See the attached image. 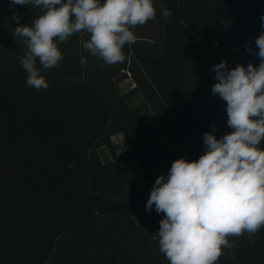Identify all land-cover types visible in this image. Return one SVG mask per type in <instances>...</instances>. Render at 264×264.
I'll return each instance as SVG.
<instances>
[{
	"label": "trees",
	"instance_id": "trees-1",
	"mask_svg": "<svg viewBox=\"0 0 264 264\" xmlns=\"http://www.w3.org/2000/svg\"><path fill=\"white\" fill-rule=\"evenodd\" d=\"M160 1L172 12L160 54L137 45L132 62L107 74L93 62L82 68L76 53L42 70L49 87L37 91L26 85L21 63L5 62L0 49V264H169L157 238L163 214L146 211L142 183H154L156 171L167 174L180 157L198 160L212 125L217 139L232 131L226 102L211 94L210 69L222 59L230 69L259 65L246 45L258 52L264 0ZM187 38L203 51L195 81L181 65ZM128 76L135 87L123 93ZM138 94L143 102L130 106ZM147 109L153 125L143 117ZM161 134L170 147L160 145ZM117 135L126 150L114 144ZM258 147L264 150V140ZM134 162L139 178L129 169ZM228 239L234 247L216 264H264V226L251 240L247 232Z\"/></svg>",
	"mask_w": 264,
	"mask_h": 264
},
{
	"label": "clouds",
	"instance_id": "clouds-1",
	"mask_svg": "<svg viewBox=\"0 0 264 264\" xmlns=\"http://www.w3.org/2000/svg\"><path fill=\"white\" fill-rule=\"evenodd\" d=\"M29 4L42 14L31 24L19 25L21 16L13 11L19 25L14 38L26 49L20 61L26 85L39 91L49 87L41 71L59 66L64 56L58 47L73 34H88L80 45L105 66L123 63V49L137 40L133 29L156 17L153 0H10V7ZM161 14L171 16L161 5ZM264 29V15L260 17ZM255 51L260 63L228 67L222 59L214 64L216 83L211 94L226 102L227 126L232 129L219 139L211 131L203 134L205 152L198 160L180 157L167 174L152 186L146 211L163 214L157 232L159 250L169 264H216L232 249L229 237L245 232L249 239L264 226V31L256 37ZM82 68L87 57L81 56ZM39 64V66H37Z\"/></svg>",
	"mask_w": 264,
	"mask_h": 264
},
{
	"label": "rangeland",
	"instance_id": "rangeland-1",
	"mask_svg": "<svg viewBox=\"0 0 264 264\" xmlns=\"http://www.w3.org/2000/svg\"><path fill=\"white\" fill-rule=\"evenodd\" d=\"M10 0H0V12H4L0 19V49L2 54H4V61L5 62H20L25 49L26 45L19 39L14 38V29L19 25L24 24H31L33 18L38 17L42 14L41 8L35 7L31 4L28 6H23L20 10L21 19L19 21V25L12 19L13 8L9 7L8 4ZM153 5L157 10L156 17L153 20L148 21L144 25H137L135 29H133L134 34L137 36L136 42L131 46H125L123 49L126 59L124 62H132V57L134 58V50L133 48L139 45L140 47L149 50V52L154 54H160L161 51V43L163 40V25L165 23L166 17L161 14V1L160 0H153ZM80 38V39H79ZM89 38L88 34L81 35L80 34H73L69 37L67 43L59 44L58 47L61 51H64V59L65 61H71V57L75 58L76 53L81 58V56L87 57V62H93L94 64L98 65L101 69L102 73H109L113 69H115L116 64L113 66H105L102 59L94 57L90 55V53L83 49L80 45L81 39L87 40ZM79 41V42H78ZM64 46V47H62ZM66 47H68L66 52ZM65 49V50H64ZM128 52V53H127ZM200 52H203L200 47H198L194 42H189L187 38V42L183 45L182 48V60L181 65L185 71V74L192 78L194 81L195 79L199 78L198 67L199 62H201ZM134 82L131 77L128 76L127 79L122 81L119 84L120 90L125 93L128 92L131 88H133ZM135 87V86H134ZM144 97L143 95H135L129 101L130 106L135 107L138 106L141 102H143ZM143 117L148 125H153L156 123V117L154 116L153 112L150 109H147L143 112ZM173 120H175L173 118ZM178 125V123L175 121ZM179 127V125H178ZM180 128V127H179ZM184 134V132L182 131ZM114 144L119 150H126V145L124 144L123 137L121 135L114 136L112 138ZM158 141L163 148H168L171 145V142L166 134H161L158 136ZM99 154L104 162L110 160V155L106 148L99 149ZM129 169L134 178L140 177V171L137 163L129 164ZM165 174L163 170H158L155 173V177L157 178L159 175ZM153 182L145 181L142 183L144 191L150 196V192L152 190ZM71 261V260H70ZM66 262V264H75L74 262Z\"/></svg>",
	"mask_w": 264,
	"mask_h": 264
},
{
	"label": "crops",
	"instance_id": "crops-1",
	"mask_svg": "<svg viewBox=\"0 0 264 264\" xmlns=\"http://www.w3.org/2000/svg\"><path fill=\"white\" fill-rule=\"evenodd\" d=\"M134 87V86H133Z\"/></svg>",
	"mask_w": 264,
	"mask_h": 264
}]
</instances>
